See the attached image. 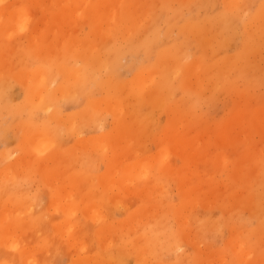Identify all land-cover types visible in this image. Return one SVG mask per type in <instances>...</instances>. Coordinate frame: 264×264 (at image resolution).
Returning a JSON list of instances; mask_svg holds the SVG:
<instances>
[{"label":"bare ground","instance_id":"1","mask_svg":"<svg viewBox=\"0 0 264 264\" xmlns=\"http://www.w3.org/2000/svg\"><path fill=\"white\" fill-rule=\"evenodd\" d=\"M1 1L2 3L4 2L3 0H0V4H1ZM9 2L12 3V1H9ZM35 8L38 9V12L40 15L39 29H37L38 28L37 26H34L35 19L34 17H32L33 14L31 12V9L36 11L37 9ZM80 22L88 25L89 32L91 33V37H88L87 35H85L79 38L76 35L75 36L73 35L74 32L69 31L70 32L69 33L67 30V36L65 37L66 40L61 43L62 45H60L59 48L61 46H66V47L62 48V50H58L59 48H57L55 51L54 48L57 47L56 46L57 42L53 39L50 40L49 38L51 37H49V35L51 34L52 36H54L56 33L63 32L62 28L64 27L63 26L64 24L65 25L69 24L70 26L76 27ZM75 32H77V30ZM64 33H66L65 30H64ZM26 34H29L28 47L30 48L29 54L32 57V60L39 59L43 61H40L39 64L35 65V68L33 70H28L26 72L18 73L19 77H23L22 80H24L25 100L21 104L16 106L15 108L8 105L7 102L14 98L13 97L10 99L11 95L7 93L8 90L12 91L9 85L10 84L12 85L13 82L11 81L12 83H10L9 85L8 83L7 85H5V80L7 81L8 78L3 77L4 80H2L3 78L0 80V113H4L5 111H8L9 113H11L10 115L16 118V117H20L21 114L25 112L29 118L28 119L29 121L27 122V124L26 122L22 120H18L17 129L20 132V144L26 147H31L32 150L35 151L39 157H42L46 155V153L53 150L55 146L59 145V144L55 145V142L58 139L59 141H61L60 139L62 138L63 135L65 136V134H68V135L71 134L72 136H74V134H77L78 131L81 132L82 129H84L87 126L88 128H86V130H88L89 125L91 126L92 124L96 123V121L99 119V116L96 117V114L101 113L99 112V109L103 108V110H106L108 115L110 114L115 119L114 120L115 121L114 134H105V135L101 134L98 137H94L92 135L94 138L90 136L92 138H89L86 140L84 139L82 143L77 144L76 146L75 152L78 155V157L76 158L79 159L81 156H84V155H86V157H89L90 156L89 152L91 149H93L97 154L100 152L99 154H101L100 155L101 157H103L102 154L106 152L108 153V151L110 150L112 152L113 159L111 160V162H108L107 164V172L104 175L97 178L96 184H101L102 187H104L105 191H107L110 188V186L117 185L118 187L124 188L127 194L135 195L136 190H140V188H143L141 187V185L144 182L143 179L147 180L148 177H150V173L152 170L151 164L153 163L152 162L150 164V162L152 159H149L147 157L143 161L134 160L133 162L128 163V164L118 163V165H116L115 162L119 156L129 157L133 153H136V151L139 153V150H137L140 147V146L137 147L139 144L138 143L139 141L138 142L133 141L132 143L128 142V140L132 139L133 136L138 134L137 131L145 129L142 127V125H143L144 120L148 119V115L147 113L138 114L139 108L144 107L146 108V110H148V108L150 107L152 108L154 105L164 106L167 108L169 107V110H171L172 112L173 118H177V117L179 118V116L181 117L182 115V112H183L182 109H184V108H180L179 106L180 103L182 105H187V107L184 109L185 112L191 113L192 106H193L191 104L192 96L193 97L199 96V93H201L203 89L207 86H212V90L224 87L227 90L229 89V90L236 91L237 82L241 80H245V81L247 80L246 84H248L249 82H248L247 75H250L249 72L254 73V70H257L255 65L252 64L249 59L251 58V56L254 55V53L260 50L261 52L264 51V0H15L12 4L0 8V41L4 43L2 46V49L5 51V49L10 48L11 40L13 41L14 39V41H17L18 37H21V35H26ZM24 37L25 36L21 37L20 40ZM233 37H237L236 38L237 42H235L236 45L235 44L233 45L235 46L234 52L229 55L219 56L221 54L219 53V51L220 50L223 51L229 45V42ZM57 39H58V36H57ZM59 41L61 42V40ZM18 43L20 44L21 42H18ZM74 45L76 46L75 49L72 48ZM231 45L232 44H230L229 46ZM14 46H16V43H14ZM78 48L79 50L76 51ZM18 50L19 49H17V51H15V49L12 50V54L15 53L17 55H20V53H18ZM57 54H61L62 57L60 56V58L57 59L56 58V56H58ZM3 56L4 54L2 56L0 55L1 57L0 64H2ZM126 57H130V59H132L131 63H129L128 67H126V70H127L126 72H131V77L128 80H124V78L120 75V71H119L122 68L120 61L122 58H126ZM255 57H256V54H255ZM30 59L29 61H31ZM12 60L13 59L11 58V62ZM69 60H74V63H73L74 65H70L71 61ZM44 61L48 63H52V65L57 69V72L59 73V75L62 77L61 82L57 86H55V88L53 89L51 88L50 84L56 81L58 79V76L57 75L55 76V74L52 75L54 67L52 68V71H51V68L49 66H42V63ZM262 61H264V58H262ZM25 63L26 62H24V64ZM32 63L33 62H31L30 66L32 65ZM78 63L79 65H75ZM12 64L13 63H11L10 66L8 64H5V67H4L5 70L6 68L8 69L9 67H10L9 69H14V66L12 67ZM57 72L56 74H58ZM1 75L2 74H0V78L2 77ZM12 86H15V85L13 84ZM247 87H251V84L249 83ZM98 89L106 92L104 93L105 94L104 98L103 99L91 98V94L95 92V90H98ZM177 90L181 92V98H179L178 101H175V103L172 104L174 100L170 102L169 98L173 97L175 91ZM243 93L247 96V92L245 90ZM57 94H59V98L61 100L64 97L65 99L74 98L75 100L77 95L80 94L84 96L85 98L84 105L80 111L78 110L70 114L69 116H67L66 120L62 121V119L59 117L60 109L57 104V100H56L57 97H55V95ZM126 98L131 99V101L132 99H134L135 105L129 106V104L126 103L127 101ZM236 116H237L236 117L237 119H243L242 121H244V125L246 124V126L249 127V129L256 128L261 133H264V108L253 109L252 107L247 105V103L245 102V104H243V106L239 109ZM128 117L132 119L129 122L126 121L127 120L126 118ZM183 117H184V114H183ZM101 118L102 116L100 117V119ZM104 118L106 119V117ZM34 119L37 122L38 121L40 122H38V124H35ZM100 119L98 120V122L100 121ZM5 121L6 119L4 120V122ZM50 121H54L60 125H55L53 127ZM98 122L97 124H101L99 125V127L100 126L103 127L102 125L103 119H102V123L100 122L98 123ZM190 122L191 120L188 121V124H190ZM192 124H193V121H192ZM232 125H235V124H232ZM95 126L97 125L94 124V127ZM154 126H152V128ZM94 127L93 129L91 127L90 128L92 130H95ZM247 127L246 129L248 130ZM6 128L7 127L5 126L4 129ZM64 130H66V132H63ZM58 131H60V133L62 132V134H58L57 133ZM98 131L100 133V130ZM167 131L168 133H165L163 138L157 139L158 153H156L157 155L155 157V161H156V164L159 165L160 173H162V175L164 176H167L168 178L171 177V180L178 181L179 186L182 187V190L184 191V193H187V190L184 189L186 186V182H184L186 180L185 175L184 174L181 175L180 173H175V171H173L172 168L168 166V161H166V157H168L171 151L170 146L168 144V139L170 135L172 134L170 132V127H167ZM184 131L177 134L173 138V140L175 141L174 142L175 145L179 147L180 153L184 154V156L187 159L188 158L187 148L190 146V143H189L190 138H188L189 135H187L189 133V130L187 132H184ZM86 132L88 133V131ZM135 132H137V134L134 135ZM249 132L251 133L250 130ZM81 134L82 133H80V136ZM56 135L58 138L56 137ZM248 136L249 135L246 136L247 138H243L239 140L237 144L235 145L238 147L241 153H246L247 156L250 154V152L248 151L250 137ZM260 137L264 138L262 136ZM195 139L197 141V144L199 143L201 144V142L203 143V141L198 136L195 137ZM147 141L149 142L151 140L149 139ZM61 143L62 141L60 142V145ZM134 143L136 144V146L133 147ZM144 143L146 142H143V144ZM219 143L222 146L225 143H231V141L221 139ZM140 145H142L141 142H140ZM114 146L116 147L115 150H113ZM116 150H118V152H115ZM18 151L21 152V150H18ZM145 151H148V150H145ZM13 152L14 151L12 150L4 151L3 153H1V156L6 158V160L4 158L3 159L7 161L8 157L9 156L11 157L14 154ZM17 153L18 152L16 151V154ZM33 154H31V156ZM114 154H116V156H114ZM176 154H177V151H176ZM13 156H16V155H13ZM136 156H137V153H136ZM234 156H236L235 152H234ZM39 157L28 159V160H30L33 165L36 164L37 165L36 168H40V175L45 183L52 184V183H55L56 181L58 183H61V180H62V181H66L67 182L66 184H69V186L71 187L69 188L70 189L69 191H66L65 190L66 187H63V186L56 187L57 190L56 189L55 190L57 191V194L59 193L61 194V191L65 192L64 193L65 203L61 204L60 203L61 201L57 202L60 199H58L57 201H51L52 204L49 202L51 206L53 205L52 207L54 208V211L57 212L56 214L58 215V213H61L64 216H69V217L75 216L79 212L77 209L78 207L74 205V202L76 200H80L81 202H83L82 206L80 207V210H82L83 214L86 215L90 220H92L93 223L94 222L96 223V225L98 226L96 228V236L99 238L98 240H100V237H101L100 234L102 232L100 229H102L101 228L102 226L99 227V225L102 222L103 218L107 219L108 216L103 215L102 214L103 212L100 211V206H101L100 203H102L104 200L103 196L96 198L95 194L93 193V190H94L93 188L96 185V184L94 185L95 181L94 183L88 182L89 176H91V174H89L87 171H83L82 173L81 172L66 173L67 172L66 168L63 169L62 172L61 171L55 172L51 168L47 167L48 165H46L47 163H46L45 158L42 159V164L44 165L41 167L40 165L41 158ZM54 157L55 155L52 154L50 156V159ZM62 158L63 156L57 159L61 160ZM3 159L0 161V165H2L5 162ZM219 159L224 160L226 159V156L221 155ZM258 159L255 156L252 157L253 162H256ZM87 160L89 161V159ZM65 161L68 162L67 160ZM66 162L65 164L68 165ZM75 163L77 162L75 161ZM27 164L28 162L26 163V165ZM71 165L72 163L69 164L70 167ZM16 166H17V163H15L14 165L12 164V165L5 167L6 171H5L4 177L6 180H10L12 178L14 179L17 177V175L14 173L16 170L15 169ZM241 166H242V163L240 164L239 167ZM75 167H77V165L74 166V168ZM36 168L35 170H37ZM239 171H240V168L239 170L235 171L234 175L240 176L238 173ZM2 172L3 170L0 173ZM63 172H65L66 174L62 176ZM27 173L28 172H26V174ZM40 175L38 176V178L40 177ZM90 179L93 180L92 178ZM18 181L19 180H17V182ZM239 181L244 182V179H239ZM196 182H199L198 179L190 181L191 183L190 186L192 187L190 189H194V191L196 190V188L192 186V185L196 186L197 184ZM262 183H261V186H262ZM15 184H16V181H15ZM128 184H133L134 190L129 191L128 188H125V186ZM188 185H189V182H188ZM251 185L253 186V184ZM48 186H49L48 187L49 189L53 187V186L50 187V185ZM261 190H264V189H261ZM193 194H196V192ZM243 194L241 195L243 196ZM195 198L196 197H194L193 199ZM120 199L121 198L119 199L117 198L115 200L120 201ZM249 199H248L249 202L252 203L251 209L252 208L261 209L262 211H264V207L262 206L260 207L259 200H255V198L251 197V195ZM97 200L100 202L99 205L97 204L96 206L89 207L90 203L94 204V202ZM167 200L169 201L168 198ZM5 201L7 200L5 199ZM118 201H116L117 204H118ZM196 201L199 202L200 199ZM126 202H128V205L129 203H131L129 202V199L126 200ZM20 203L22 202L20 201ZM247 203L248 201L246 200L242 201L241 203L242 207ZM0 204H1V201H0ZM117 204L115 205L117 206ZM185 204L187 205L186 202ZM131 206H128V208ZM28 207L30 208V205ZM32 207L33 206L31 205V208ZM31 208L26 211V215L30 213V210H32L33 212L36 211L38 206L36 207L35 210ZM128 208L126 207V209ZM156 208H158V206ZM108 209H111V208H108ZM163 209L165 208L163 207ZM19 210H20L19 208H10V207H6L0 210V247L6 253H9V256L12 255L11 256L12 258L14 257L17 260L22 261V263L24 264H38V260H37L38 255L36 256L35 254V250H36L35 247H33L32 249H28L27 247H28L29 242L22 241L21 236H23L24 231L21 230L20 228L24 227L25 229H28V228H31V225H28L29 223H26V222L22 223V221L17 220V218H19V215L21 214ZM241 210L243 211V209ZM24 213H22L23 216L25 215ZM108 215H109V212H108ZM23 216H20V217H23ZM167 216H170V215H167ZM149 217L147 219L148 220L147 222H149ZM153 217H156V216H153ZM177 217L178 215L176 216V218ZM47 219L48 218H46L45 220L46 222H47ZM155 219H157V217ZM42 220L44 221V218L41 219V221ZM142 222L143 221L141 220V225L143 224ZM238 223L236 224V226L238 225ZM260 223L262 226H264V214L261 215ZM219 224L220 226L218 227L222 228L223 226H221L220 222ZM46 225L47 224H45V226ZM68 225L69 226H67L68 229H66V231L64 230L66 226H63L64 228L63 230L65 231V233L71 232L70 230L76 227V226H73L72 223H69ZM106 227H108V225ZM110 227H112V224ZM59 228H62V226L60 225ZM158 229H162V228H158ZM43 230H44V226H43ZM58 230H59L58 228H55L56 232ZM120 230L122 231V229ZM260 230L262 231V228H260ZM219 231L220 230H218V232ZM32 232L33 231H30L29 233L32 234ZM39 232H37L35 237H37L38 234H39L38 235L39 238L42 237V234H41L42 232L41 233ZM75 233L77 234V232ZM173 236L170 238H173ZM215 236H217V234ZM29 237L31 238V236ZM73 237L71 239L72 241H73ZM238 237H235V239H231L228 243L229 245L227 244L228 248L230 249L232 253L233 261H237L238 258L241 257L242 253H244L245 249L247 248L246 241L240 240V238L238 239ZM42 238H43V245H41V249L43 248L45 249V252H48L47 247L51 239H48L45 237H42ZM112 239L110 238V244H112L111 243ZM259 239H261V237ZM98 240L96 241L98 242ZM75 241H79V238L75 237ZM173 241H174V245H176V241L175 240ZM85 245H83V247ZM105 246L106 248L104 249V251L103 250L102 251L106 253H110L109 243H107ZM112 246L111 248H113ZM50 251H53V250H50ZM247 253L248 255H246L247 256L246 258H248V256L252 254L249 251ZM45 254L47 255V253ZM219 255L220 253L217 256ZM48 256L47 258H49ZM47 258H44V259H47ZM90 258H91V255H90ZM91 260L93 261V259ZM217 262L219 263V261ZM0 264H13V263L9 262V260L7 261L5 259L0 258ZM88 264H89V261H88Z\"/></svg>","mask_w":264,"mask_h":264},{"label":"rangeland","instance_id":"2","mask_svg":"<svg viewBox=\"0 0 264 264\" xmlns=\"http://www.w3.org/2000/svg\"><path fill=\"white\" fill-rule=\"evenodd\" d=\"M3 1H4L3 3L1 1L0 8L12 4L15 0H6V1L3 0ZM9 1H12V3H10ZM31 12L33 14L32 17H34L35 19L34 26H37L38 27L37 29H39L40 15H39L38 9L36 11L31 9ZM34 13L35 14L37 13V14L35 15ZM79 24L76 27L74 26L77 32H75L76 30L74 29L73 26L66 24L68 26L67 27L64 24L63 25L64 27L62 28L63 32L56 33L54 36H52L51 34L49 35V37H51L49 38L50 40L53 39L57 42L56 44L57 47L53 45L55 47L54 48L55 51L57 48H59L60 45H62L61 43L66 40L65 37L67 36V30L68 32L69 31L74 32L73 35L74 36L76 35L79 38L85 35H87L88 37H91V33L89 32L88 25L83 24L81 22ZM70 28L71 29L73 28V29L71 30ZM64 30L66 33H64ZM23 36L25 37L20 40V38ZM28 36L29 34L21 35V37H18L17 41H14V39L13 41L11 40L10 42L11 47L12 48L14 47V48L12 49L10 47V48L5 49V51L2 49V46L4 43L0 41V46H1L0 51H2L4 54V56L2 57L3 58L2 64H0V74H2L1 75L2 77L0 78V80L3 77L4 78L7 77L8 80L7 81L5 80V85H7V83L9 85L12 82L15 85V86H12L13 84L12 85L10 84L9 87L10 89H12L13 92L10 90H8L7 92L11 95L10 99L14 97L13 98L14 101L13 99H11L13 102L11 100L7 102L8 105L14 108L25 100L24 80H22L23 77H19L18 73L26 72L28 70H33L35 68V65L39 64L40 61H43L39 59L32 60V57L29 54L30 48L28 47V41H29ZM57 36H58V39H57ZM236 38L237 37H233L230 40L229 45L232 44L231 46L228 45L223 51L221 50H220L221 52L219 51V53H221L219 56L229 55L234 52L235 46L233 45L234 44L236 45L235 43L237 42ZM59 40H61V42ZM18 42H21V43L19 44ZM14 43H16V46H14ZM64 47L66 46H61L58 50H62V48ZM72 48L75 49L76 46L74 45ZM11 49L12 50L15 49V51L19 49L18 53H20V55H17L14 52H13L14 54H12ZM78 50L79 48L76 51ZM2 52H0L1 56L3 55ZM255 54H256V57H255ZM57 55H58L56 56L57 59H59L60 56L62 57L61 54H57ZM4 58L5 59L7 58V59L5 60ZM11 58L13 59L12 62H11ZM28 58L29 59L31 58L30 59L31 61H29ZM262 58H264V51L261 52L260 50L254 53V55L251 56V58L249 59L250 62L254 64L257 69V70H254V73L249 72L250 75H247L248 82L251 84V87H247L249 84V83L246 84L247 80L246 81L241 80L237 82L236 91L229 90V89L227 90L224 87L212 90V86H207L204 88L205 90L203 89L204 92L202 91L201 93H199V96L197 97L192 96L191 104L193 106H192L191 113L185 112L184 109L187 107V105H182L180 103L179 105L180 108H184V109H182L183 112H182L181 117L179 116V118L178 117L173 118L172 112L171 110H169V107L167 108L164 106L154 105L152 108L151 107L148 108V110H146V108L144 107L139 108L138 114L147 113L148 119L150 120L148 119L144 120L142 127L145 129L137 131L138 134L137 132H135L134 135L135 134L137 135L133 136V138L128 140V142L132 143L133 141H136V142L139 141L138 142L139 144L137 147L139 146L140 147L137 150H139V153L140 154L142 153V154L140 155L136 151L137 156H136V153H133L129 157L119 156L118 157L119 160L117 159L115 162V164L118 165V163L128 164V163L133 162L134 160L143 161L147 157L149 159H152L150 162V164L153 162L151 164L152 170L150 173V177H148L147 180L143 179L144 182L141 185V187L143 188H140L141 191L136 190L135 195L127 194L124 188L118 187L117 185L110 186V188L107 191H105L104 187H102L101 184H96L97 178L104 175L107 172V164L108 162H111V160L113 159V155L110 150L108 151V153L106 152L102 154L103 157H101L100 156L101 154H99L100 152L97 154L93 149H91L89 152L90 153L89 155L91 156V157L89 156L90 158L86 157V155L81 156L79 159L76 158L78 157L77 153L75 152L76 146L77 144L82 143L84 139L86 140V139L92 138L93 136L98 137L101 134H104V135L114 134L115 132V129H114L115 121L114 120L115 119L110 114L108 115L106 110H103V108L99 109V112H101L102 114L101 113H99L101 115L96 114V117L99 116V119H100V117L102 116L99 122L102 123V119H103L102 125L105 128H103L102 126L99 127V125L101 124H97L99 120L98 119L96 123H94L95 125H97L95 126L96 128L94 127V124H92L91 126L89 125L88 130H86V128H88L87 126L84 129H82L81 132L78 131L77 134H74V136H72L71 134L69 135L65 134V136L63 135L62 138L60 139L63 144L61 143L60 145L61 141H59V139L56 140L57 143L55 142V145L57 144L59 145L55 146L53 150L46 153V155L42 157H39L37 153L32 150L31 147H26L20 144V132L17 129V124H18V120H22L26 122L27 124V122L29 121L27 114L23 112L20 117L15 118L12 115H10L11 113H9L8 111H5V112L2 111L4 113H0V161L4 158L1 156V153H3L4 151L12 150L14 151L13 155H16V156H13V155H12L13 157L9 156L7 161H5L6 158H4L5 160L4 159L3 160L5 162L2 165H0V172L3 170V172L0 173V179H1L0 192L2 194V195L0 194V196H2L0 197V201H1L0 210L6 207L20 209L19 211L21 212V214L19 215V218H17V220L22 221V223H25V222L29 223L28 225H31V228H28V229H25L24 227L20 228L21 230L24 231L23 236H21L22 241L29 242L28 247H27L28 249H32L33 247H35L36 256L37 255L40 256V257L37 256L38 264H41V263L42 264H88V261H89V264H92V263L94 264H102V263L103 264H173V263L174 264H211L213 263L214 264L217 261H219V263L217 262L218 264H225L226 261H227L226 264H249V263L262 264L264 263V226H262L260 223V218H261V215L264 214V211H262L261 209H253V208L251 209L252 203L249 202L250 200L249 197L251 195V197H254L255 200L260 201V207L261 206L264 207V190H261V189H264V183H262L264 182V142H262L264 141V138L260 137V136L264 137V133H261L256 128L249 129V127H247L246 124L244 125V121H242L243 119L236 118L237 117L236 114L238 113L239 109L243 106V104H245V102L247 103V105H249L253 109L264 108V61H262ZM125 60L128 62H126ZM69 61H71L70 65H74L73 64L74 60H69ZM131 61L132 59H130V57L122 58L120 61L122 68L119 71H120V75L124 78V80H128L131 77V72H126L127 71L126 67H128V64L131 63ZM10 62L13 63L12 67L14 66V69H9L10 68L9 66L11 65ZM24 62L26 63L24 64ZM31 62H33L34 64L32 63V65L30 66ZM5 64L9 65L8 66L9 68L8 69L6 68V70L4 68ZM75 65H79V63ZM42 66H49L51 68V71H52V68L54 67L52 63H48L46 61L42 63ZM54 69L56 68L55 67L53 68V72L55 73L52 72V75L54 74L55 76L57 75L58 79L52 82V84H50L52 89L55 88V86H57L61 82V79H62V77L57 72V69L56 70ZM56 72L58 74H56ZM4 78L2 80H4ZM244 90L247 92V96L243 93ZM95 92L91 94V98L93 99H103L105 95L104 93H106L105 91L100 90V89L95 90ZM97 92L99 95L97 94ZM55 97H57L56 100H57V104L60 109L59 117L62 119V121L66 120L67 116H69L70 114L78 110L80 111L85 102L84 96L80 94L77 95L76 97L77 100L76 98L74 100V98L65 99L64 97L62 98L63 100L62 101L59 98V94L55 95ZM179 98H181V92L177 90L175 91L173 97L169 98V101L172 102L174 100L172 102L173 104L175 103V101H178ZM126 99H127L126 103L129 104V106L135 105L134 99H132V101L129 98H126ZM102 110L105 111L106 113L103 112ZM183 114H184L185 119L183 117ZM104 117H106V119ZM5 119L6 121L4 122ZM126 119L125 120L127 122L132 120L129 117ZM180 120H182L183 122ZM189 120H191L190 124H188ZM34 121H35L34 122L35 124H38V122H40V121L37 122L35 119ZM192 121H193V124H192ZM50 122L49 123L53 127L55 125H60L54 121H50ZM230 123L235 124V125H232ZM148 125L149 126L155 125L156 127L154 126L152 128V126H150L149 128ZM5 126L7 127L6 129H4ZM179 126H181L182 128ZM90 127L92 129L94 127L95 130H92ZM167 127H170V132L172 134L170 135L168 139V144L170 146L171 151L168 157H166V161H168V166L172 168V170L175 171V173H180L181 175L183 174L185 175L186 180L184 182H186V186L184 189L187 190V193H184V191L182 190V187L179 186L178 181L171 180V177L168 178L167 176L162 175V173H160V170H159V165L156 164V161H155V157L157 155L156 153H158L157 139L163 138L165 133H168ZM246 127L248 128V130L246 129ZM98 130H100V133ZM188 130H189V133L187 135H189L188 138H190L189 139L190 146L187 148L188 158L186 159L184 154L180 153L179 147L175 145L174 143L175 141L173 140V138L177 134L181 133L182 131L187 132ZM249 130L251 131V133L249 132ZM86 131H88L89 134ZM63 132H66V130H64ZM57 133L62 134V132L60 133V131H58ZM80 133H82L81 136H80ZM245 135L246 136L249 135L248 137H250L249 138L250 142L248 146V151L250 152V154L248 156L246 153H241L238 147L235 146L239 140L243 138H247ZM197 136L203 141V143L201 142V144L200 143L197 144V141L195 139V137ZM153 137H155L156 139ZM149 139L151 141L148 142L147 140ZM221 139L230 140L231 143H225L224 145L221 146L219 143ZM142 141L146 142L144 143L146 145H144ZM140 142L142 145H140ZM134 146H136L135 143L133 144V147ZM141 147L143 150L141 149ZM17 148L18 150H21V152H19ZM26 148L29 150H27ZM115 149L116 147L114 146L113 150ZM15 150L18 152L17 154ZM145 150H148V151H145ZM176 151H177V154H176ZM233 151L235 152L236 156H234ZM115 152H118V150H116ZM30 153L31 154L34 153V154L31 156ZM52 154H54L55 157L50 159V156ZM221 155L226 156V159L224 160L219 159ZM61 156H63V158L61 160L60 159L58 160L57 158ZM114 156H116V154H114ZM254 156L257 159L259 157L260 158L256 162H253L252 157ZM36 157L41 158V162H40L41 167L44 165L42 164V159L45 158L46 163H47L45 164L48 165L47 167L51 168L55 172L56 171L62 172L63 169L66 168L67 169L66 173H69V172H81L82 173L83 171H87L89 174H91L92 177L89 176L88 182L94 183L95 181L94 185L96 184L95 187L93 188L94 189L93 193L95 194L96 198L103 196L104 200L102 203H100L98 200L95 201L94 204L90 203L89 207L96 206L97 204L99 205L100 203L101 204L100 211L103 212L102 213L103 215H107L109 217V219L108 217L107 219L103 218L102 222L99 225V227L102 226L101 228L103 229V230L100 229L102 231L100 234L101 235L100 240H98L99 238L96 236V228L98 226L96 225L95 222L93 223L92 220H90L86 215H84L82 210H80V207L83 204V202H81L80 200H76L74 202V205L78 207L77 209L79 212V213L77 212L78 214H76L75 216L69 217V216H64L61 213H58V215L56 214L57 212L54 211V208L52 207L53 205L51 206L52 204L51 201H57L58 199H60L57 202L61 201L60 202L61 204L65 203L64 201L65 192L61 191V194L60 193L57 194L56 187L57 186L66 187L65 188L66 191H69L70 190L69 188L71 187L69 186V184H66L67 183L66 181H62V180H61V183L54 181L56 184L55 183H52V184L45 183L43 179L41 178L40 168H36L37 165L36 164L33 165L32 162L28 160V159H32ZM228 157L229 158L231 157V158L229 159ZM87 159H89V161ZM65 160H67L68 162H66ZM75 161L77 163H75ZM27 162L28 164L26 165ZM65 162L68 165H66ZM15 163H17V166L15 168L16 170L14 173L17 175V177L14 179L12 178L10 180H6L4 177V174L6 171L5 167L12 165V164L14 165ZM70 163H72L71 167L69 166ZM241 163H242V166L239 167ZM76 165L77 167L74 168V166ZM35 168L37 170H35ZM239 168H240V171L238 173L240 176L234 175L235 171L239 170ZM25 171L28 173L26 174ZM37 172L40 175L39 178H38L39 175L37 174ZM66 173L63 172L62 176ZM90 178H92L93 180H91ZM208 178H210L212 181ZM190 179L191 180L198 179L199 181V182H196L197 183L196 186L192 185L193 187L196 188L195 191L194 189H190L192 188L190 186L191 184ZM239 179H244V182L239 181ZM17 180L19 181L17 182ZM15 181H16V184H15ZM188 182H189V185H188ZM260 182L262 183V186ZM251 184H253V186ZM48 185H50V187L52 186L53 187L49 189ZM125 188H128L129 191L134 190L133 184H128L125 186ZM192 191L193 193L196 192V194H193ZM241 194H243V196ZM166 197L169 199V201L167 200ZM194 197L196 198L193 199ZM114 198L115 199L121 198V199L120 201H118V200H115ZM5 199L7 201H5ZM128 199H129V202H131L129 203V205H128V202H126V200ZM145 199L147 202L145 201ZM199 199H200L199 202L196 201ZM245 200L248 201V203L242 207L241 203L242 201H245ZM20 201L22 203H20ZM116 201H118V204ZM142 202H144L145 204ZM185 202L187 203V205L185 204ZM115 204H117V206ZM29 205H30V208L32 205L33 206L32 208L34 210L36 209L37 206L38 208L34 212L30 210V213H28L29 215L28 214L26 215V211L30 209L28 207ZM128 206H131V207L128 208ZM157 206L158 208H156ZM126 207L128 209H126ZM163 207L165 209H163ZM108 208H111L112 210ZM240 208L243 209V211ZM108 212H109V215H108ZM22 213H24L25 215L23 216ZM167 215H170V216H167ZM177 215L178 217L176 218ZM20 216H23V217H20ZM147 216L148 217L150 216L149 222H147L148 221ZM153 216H156L157 219H155L156 217H153ZM43 218H44V221L43 220L41 221V219ZM46 218H48L47 222L45 221ZM141 220L143 221L142 225H141ZM219 222L221 223V226H223L222 228L218 227L220 226ZM67 223L68 224L72 223L73 226H76L73 229H71L70 230L71 232L69 233H65L66 229H68L67 226H69ZM237 223L239 227L238 225L236 226ZM45 224H47L46 225L47 227L45 226ZM111 224L113 228L110 227ZM232 224H234L235 226ZM60 225L62 226V228H59ZM92 225L94 226V228ZM107 225L108 227H106ZM43 226H44V230H43ZM63 226H66L67 228L65 227L64 229ZM55 228H58L59 230L56 232ZM131 228L132 229L135 228L136 230L135 229L132 230ZM158 228H162V229H158ZM260 228H262V231L260 230ZM120 229H122V231ZM218 230L220 231L218 232ZM30 231H33L32 232L33 235L29 233ZM36 231L37 232L40 231L39 233L42 232L41 233L42 237L51 239L47 247L48 252H45V249L43 248L41 249V245H43V238L42 237L39 238L38 237L39 234L37 235V237H35L37 234ZM74 231L77 232V234ZM215 231L218 233H216ZM130 232H132L133 234ZM216 234L217 236H215ZM238 234L241 236H239ZM29 236H31V238ZM115 236L116 237L118 236L117 239ZM172 236L173 238H170ZM72 237H73V241L71 240ZM75 237L79 238V241H75ZM235 237H238V239L240 238V240H244L247 243V248L245 249L244 253H242L241 257L238 258L237 261L232 260V253L230 249L228 248L229 241L231 239H235ZM260 237L261 239H259ZM110 238L111 239L113 238L111 240L112 244H110ZM96 240H98V242ZM173 240L176 241V245H174ZM107 243H109L110 245V253L103 252L104 249L106 248L105 245ZM83 245L85 246L83 247ZM111 246L113 248H111ZM0 249H1L0 258L5 259L7 261L9 260V262H12L13 264H24L22 263V261H19L14 257L12 258L11 254H10L11 256H9V253H6L1 247ZM50 250H53V251H50ZM99 250L100 251L103 250V251L100 252ZM248 251L251 252L252 254L249 255L248 258H246L247 257L246 255H248L247 253ZM45 253H47V255ZM219 253H220L219 255L220 257L217 256ZM5 254H7L8 256ZM90 255H91V258H90ZM47 256L49 258H47ZM43 257L47 259H44ZM100 257L103 259H101ZM39 258H41L42 261ZM15 259L17 262L15 261ZM91 259H93V261Z\"/></svg>","mask_w":264,"mask_h":264}]
</instances>
